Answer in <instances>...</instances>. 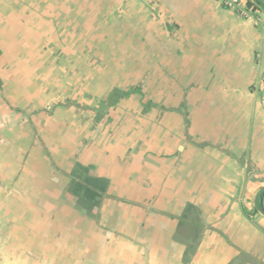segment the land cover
I'll use <instances>...</instances> for the list:
<instances>
[{
    "label": "crops",
    "instance_id": "obj_1",
    "mask_svg": "<svg viewBox=\"0 0 264 264\" xmlns=\"http://www.w3.org/2000/svg\"><path fill=\"white\" fill-rule=\"evenodd\" d=\"M56 15L107 32L84 45L157 47L172 98L129 130L117 116L101 127L53 114L45 27ZM72 174L103 194L85 202ZM263 188V9L0 0V264H264Z\"/></svg>",
    "mask_w": 264,
    "mask_h": 264
},
{
    "label": "rangeland",
    "instance_id": "obj_2",
    "mask_svg": "<svg viewBox=\"0 0 264 264\" xmlns=\"http://www.w3.org/2000/svg\"><path fill=\"white\" fill-rule=\"evenodd\" d=\"M52 19L45 27V34L47 40H53V45L47 48L51 52L48 59L52 62L47 92L51 90L52 93L49 110L53 114L64 110L73 125L80 122L86 126L96 119L102 122L101 127L111 124L117 116V119L127 120L129 130L139 127L141 119L152 120L162 108L158 104L162 97L164 101L172 98L162 94L164 80L157 77V71L163 67L155 61L157 47L139 46V42L138 46H118L126 42L120 37L106 39V46L84 45L92 33L98 36L107 32L88 31L85 25L81 31L66 29L64 15ZM127 88H137L138 92L133 93V98L121 102L118 111L112 112L106 97L116 89L124 91ZM84 106L89 112L80 110ZM137 108L140 110L136 111Z\"/></svg>",
    "mask_w": 264,
    "mask_h": 264
},
{
    "label": "trees",
    "instance_id": "obj_3",
    "mask_svg": "<svg viewBox=\"0 0 264 264\" xmlns=\"http://www.w3.org/2000/svg\"><path fill=\"white\" fill-rule=\"evenodd\" d=\"M246 6L248 8H250L252 11L256 8H261L264 10V2L262 0H246ZM134 92H138L137 88H127L124 91H120L119 89H116L114 91H112V93H110L106 99L107 102H111V104H113V102L123 96H127L131 93ZM115 94V96H114ZM84 167L80 166V165H75L74 170L76 169H82ZM73 175V179H72V193H74L75 195H78L79 197L82 196L85 198V202L90 201L92 197L96 198L98 195H102L103 194V186H101V188L95 186V183L93 182V180L91 179H85L83 180L81 178V176L79 175ZM97 187V188H96ZM76 188H78V190H76ZM91 198V199H90Z\"/></svg>",
    "mask_w": 264,
    "mask_h": 264
},
{
    "label": "built area",
    "instance_id": "obj_4",
    "mask_svg": "<svg viewBox=\"0 0 264 264\" xmlns=\"http://www.w3.org/2000/svg\"><path fill=\"white\" fill-rule=\"evenodd\" d=\"M224 6L237 10L244 17L252 16V10L246 6V0H221Z\"/></svg>",
    "mask_w": 264,
    "mask_h": 264
},
{
    "label": "water",
    "instance_id": "obj_5",
    "mask_svg": "<svg viewBox=\"0 0 264 264\" xmlns=\"http://www.w3.org/2000/svg\"><path fill=\"white\" fill-rule=\"evenodd\" d=\"M264 193V188L261 190L259 196H258V205L260 208V211L262 212V214H264V208L262 207V202H261V196Z\"/></svg>",
    "mask_w": 264,
    "mask_h": 264
}]
</instances>
